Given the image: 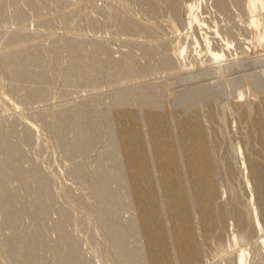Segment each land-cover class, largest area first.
<instances>
[{"label": "rangeland", "instance_id": "1", "mask_svg": "<svg viewBox=\"0 0 264 264\" xmlns=\"http://www.w3.org/2000/svg\"><path fill=\"white\" fill-rule=\"evenodd\" d=\"M244 4L0 0V264H233L243 249L264 264V230L242 213L252 197L264 221V89L249 62L264 49L243 54ZM204 40L228 43L223 77L253 117L218 122L236 90ZM91 51L98 70L82 68ZM233 144L263 185L239 180Z\"/></svg>", "mask_w": 264, "mask_h": 264}, {"label": "bare ground", "instance_id": "2", "mask_svg": "<svg viewBox=\"0 0 264 264\" xmlns=\"http://www.w3.org/2000/svg\"><path fill=\"white\" fill-rule=\"evenodd\" d=\"M110 2H112V1H110ZM195 2V1H194ZM243 2V1H242ZM202 3V2H201ZM244 5H245V7L243 6V8L244 9H246V12H244V15H245V13H246V15H245V17L247 18V26H246V29H247V32H248V34H249V36H248V39H246V40H248V42H245V44H247V50L243 53L244 55L246 54V55H248V51H251V49L252 48H255L256 46H260V47H262L263 49H264V0H244ZM243 5V4H242ZM195 7H196V4L195 3H192V4H190L189 6H188V12H189V15L191 16L190 17V20H189V26H192V24H193V22H195V21H197L198 23H199V20H198V17H197V15H196V13L194 14V9H195ZM196 10V9H195ZM202 19V18H201ZM203 21V20H202ZM203 23V22H202ZM204 24V23H203ZM201 27H202V25H201ZM199 28H200V26H199ZM245 28V27H244ZM246 32V33H247ZM205 33V32H204ZM202 34V33H201ZM213 34V33H212ZM215 34H219L218 33V31L215 33ZM247 35V34H246ZM216 37V36H215ZM208 38V37H207ZM217 38V37H216ZM215 39V38H214ZM204 41H206V40H204ZM207 42V41H206ZM210 43L209 42H207V50H208V53H209V57H211L210 59H211V72H213V74L214 73H216L217 75H219V74H221V76H222V79L221 80H224L223 78H225V77H223V75H224V73H225V75H227L226 73H228L234 66H233V64H231V61L229 62V60L228 59H225V56H226V54H225V51L228 49V47H229V45H228V43H227V45H226V50L225 49H221L220 51H215V50H213L211 47H210V45H209ZM238 44V43H237ZM257 44V45H256ZM228 46V47H227ZM230 48V47H229ZM185 50V48H183L181 51L182 52H180V54L182 55ZM219 50V49H218ZM228 51V50H227ZM94 53L95 52H89V53H84V54H82V56H81V62H82V68H88V67H90V68H92L93 70H98V59H96L95 58V55H94ZM232 56H234V55H232ZM238 57V56H237ZM236 57V58H237ZM246 58V57H245ZM231 60V59H230ZM247 60V59H246ZM250 61H252L254 64H255V68H258V70L257 69H255V71L257 72V73H252V74H254V78H257V80H258V83L260 84V86H261V88L262 89H264V53L262 54V55H260V58H257V59H255V60H249V62ZM234 62V61H233ZM263 63V64H262ZM247 64H248V62H247ZM238 65V64H237ZM236 65V66H237ZM250 65H251V63H250ZM254 68V67H253ZM234 69H235V67H234ZM228 71V72H227ZM234 71V70H233ZM231 72V71H230ZM231 73H233V72H231ZM231 73H230V75H231ZM251 73H249V74H251ZM212 74V75H213ZM234 74V73H233ZM249 74H247V75H245V76H248ZM82 75L85 77V80H87V78H88V74L87 73H82ZM217 75H215L214 74V76H217ZM224 75V76H225ZM214 76H212V78L214 77ZM218 77V76H217ZM244 77V76H243ZM211 78V77H210ZM231 78H232V76H231ZM231 78H229V79H231ZM234 78V80H235V77H233ZM253 78V77H252ZM251 78V79H252ZM216 79H218V78H216ZM215 79V80H216ZM228 80V78H225V80L224 81H226V83H227V80ZM238 79V78H237ZM246 79V78H245ZM213 80V79H212ZM217 81H220V80H217ZM216 81V82H217ZM233 81V80H232ZM232 81H229L228 80V83L229 82H232ZM236 83V81H233L231 84L234 86V85H236V84H233V83ZM219 83V82H218ZM218 83H216V86L218 85ZM221 83V85L224 83H222V81L220 82ZM226 83H224L225 84V86L224 87H226ZM227 83V84H228ZM241 83H242V81H241ZM220 85V84H219ZM228 85H230V84H228ZM232 85H230L231 87H233ZM239 85V84H238ZM238 85H236L237 87H239ZM223 86V85H222ZM230 86H228V87H230ZM235 86V87H236ZM242 86H244V85H240V88H235V87H233V88H231V90L232 89H235L236 90V94L235 93H233V94H235V97L232 95V97H234V98H231V99H233V100H228L227 102H228V104H227V102L226 101H224V100H226V98H225V96L229 93L230 94V92H227V94H225V91L224 92H222L221 93V95L224 93V95H222L225 99H223V102H224V104H222V105H224V106H226V108L225 109H223L222 107H220L222 110H225V113L224 112H222V110H221V112L222 113H224L223 114V116H222V118H220V119H218V122H219V120H221V121H223V122H227L226 120H228L229 121V119H234V118H237L236 116L239 114V111H240V109H242V111H243V115L245 116V117H253V115H254V113H255V110H256V106L254 105V103H253V101H251L250 99H246L245 97L246 96H244V93H243V87ZM247 86V85H246ZM259 86V85H258ZM220 86H217V88H219ZM242 87V88H241ZM221 89H223L222 87H221ZM224 89H226V88H224ZM229 88H227V90H228ZM247 89V88H246ZM230 89L228 90V91H231ZM256 90V89H255ZM257 90H259V89H257ZM219 92H221V91H219ZM219 92H218V96L217 97H219L220 98V94H219ZM231 92H233V91H231ZM232 94V93H231ZM215 95H217V94H215ZM228 96V95H227ZM226 96V97H227ZM223 97H221V98H223ZM229 97H231V96H229ZM216 98V97H215ZM220 98V99H221ZM215 100L216 99H214V104H216V106H218L217 104V100H218V98H217V100H216V103H215ZM220 101V103H221V101H222V99L221 100H219ZM230 101V102H229ZM118 104V102H116L115 103V105H117ZM227 104V105H226ZM257 105V104H256ZM235 106V107H234ZM260 106V105H259ZM219 107V106H218ZM217 107V108H218ZM256 107V108H255ZM264 108V107H263ZM219 109V108H218ZM257 109H259V108H257ZM219 111V110H218ZM220 112V113H221ZM219 113V112H218ZM242 113V112H241ZM220 115V114H219ZM222 115V114H221ZM252 115V116H251ZM218 116V115H217ZM228 116H230L229 118H228ZM241 116V115H240ZM255 116H256V114H255ZM258 116V115H257ZM245 117H243V118H245ZM259 118V117H258ZM263 118H264V115H263ZM249 119V118H248ZM250 120V119H249ZM255 120H256V118H255ZM253 121V120H252ZM247 122V121H246ZM220 124V123H219ZM223 125H224V123H222ZM227 124V123H226ZM245 124V123H244ZM246 126V125H245ZM263 126V125H262ZM219 127H223V126H219ZM228 129V127L226 126L225 127V129ZM245 127L243 126V132H245L246 131V129H244ZM224 128H223V130H224V132H223V135L224 134H226L227 132V129L225 130ZM241 129V130H242ZM221 130V129H220ZM222 130V131H223ZM229 130V129H228ZM259 130V129H258ZM257 130V131H258ZM249 131V130H248ZM247 131V132H248ZM226 132V133H225ZM246 132V133H247ZM245 133V134H246ZM250 133V132H249ZM222 134V133H221ZM231 134V133H230ZM229 134V136H228V138L229 137H231L232 135H230ZM242 135V134H241ZM244 135V134H243ZM247 136H248V134H246ZM231 138H233V137H231ZM243 138V137H242ZM248 138H249V136H248ZM233 140V139H232ZM247 141H248V139H246ZM245 140V141H246ZM225 141H226V139H225ZM235 141V140H234ZM230 142V141H229ZM236 142V141H235ZM235 142H233V143H235ZM242 142V141H241ZM258 142V141H257ZM227 143V142H226ZM238 143V142H237ZM248 142H246L245 144H247ZM231 144V143H230ZM243 144H244V142H243ZM250 144V143H249ZM235 145H237L238 146V152L236 151L237 149H235V154H234V156H235V159H237L238 161H240V163H239V172H240V176H241V178L239 179L241 182H243L242 184H245V186H247V189H248V187L250 188V187H252L253 186V183L255 182L256 184L257 183H260L261 185H263L262 184V174H261V171H260V167L262 166H260V163H259V165L257 164V163H255L252 159H251V157L249 158V157H247V155H244V151H243V149H242V147L243 146H241V145H238V144H233V147L230 145V149H231V152L232 153H234L233 151H232V149L235 147ZM236 146V147H237ZM232 147V148H231ZM257 147V146H256ZM245 148V147H244ZM246 148H247V146H246ZM256 149V148H255ZM257 150V149H256ZM230 152V151H229ZM238 153H239V157H238ZM262 153V152H261ZM232 155V154H231ZM233 156V155H232ZM229 157H231L230 155H229ZM253 157V156H252ZM264 158V157H263ZM231 160V159H230ZM233 160H234V157H233ZM257 162V161H256ZM235 163H238L237 161L236 162H234V164ZM230 164V163H229ZM233 168V167H232ZM236 168H238V166H236ZM235 168V169H236ZM263 168V167H262ZM245 171V172H244ZM232 172V171H231ZM249 175H250V177H249ZM251 189V188H250ZM251 193H252V191H251ZM254 194V193H253ZM252 196V195H251ZM253 198L252 197H250V199L249 198H247V201H246V204H245V208H244V212H242V213H244V216L246 217V219H247V221L249 222L248 224H250L252 227H253V229L254 230H261V229H263L264 230V224H263V222L261 221V219H260V217H259V213L261 212H259V209H257V207H255V205L253 204L254 203V201L252 200ZM250 230V229H249ZM259 232V231H258ZM231 233V232H230ZM232 235H231V238H230V234H229V239L227 240V242L225 241V243H224V241H223V239L222 240H220L222 243H220V241H218L219 243H216L215 241V243H216V246H215V249H214V255H218L220 252H222V251H225V250H228V249H230L232 246H234L235 245V243H236V239H237V236L236 235H234V233H231ZM64 238V237H63ZM225 238H228V237H225ZM262 240H260L261 242H259L258 243V247H260V251L262 250V252H261V255H262V257L264 256V238H261ZM225 240V239H224ZM224 243V244H223ZM227 243V244H226ZM209 250H210V248H209ZM244 250V249H243ZM242 250V252L240 251L239 253H238V255L237 256H235L234 258L236 259L234 262H233V264H246V263H248V262H246V254H245V250L243 251ZM212 251H213V249H212ZM259 251V252H260ZM211 252V251H210ZM210 252H208L209 254H211ZM207 253V254H208ZM206 254V255H207ZM248 254H249V252H248ZM211 256V258H213L212 256H213V254L212 255H208L207 257H210ZM261 257V256H260ZM248 258V257H247ZM264 259V258H263ZM248 261V260H247ZM196 262H193V264H195ZM253 263H255V262H253ZM197 264V263H196Z\"/></svg>", "mask_w": 264, "mask_h": 264}]
</instances>
